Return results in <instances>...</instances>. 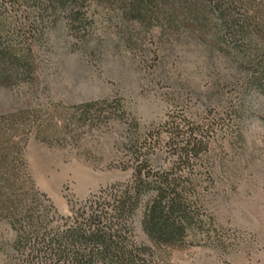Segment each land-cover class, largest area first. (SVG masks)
<instances>
[{
  "label": "rangeland",
  "instance_id": "rangeland-1",
  "mask_svg": "<svg viewBox=\"0 0 264 264\" xmlns=\"http://www.w3.org/2000/svg\"><path fill=\"white\" fill-rule=\"evenodd\" d=\"M113 8L90 5L76 29L63 19L48 25L31 41L32 80L0 86V116L24 112L11 134L24 144L21 156L35 187L62 216L130 178L123 161L131 119L141 135L171 114L210 121L222 114L241 79L195 32L154 19L138 22ZM102 99L119 101L123 117L117 112L80 127L74 138L61 132L44 142L36 136L41 123L66 124L72 105ZM214 123L210 164L200 168L210 172L203 184L208 230L190 232L178 244L157 245L143 232L140 216L134 220V241L149 247L155 264H264V96L251 91L240 120ZM152 162L162 167L167 158L158 152ZM13 239L9 225L0 222V264H17Z\"/></svg>",
  "mask_w": 264,
  "mask_h": 264
},
{
  "label": "trees",
  "instance_id": "trees-1",
  "mask_svg": "<svg viewBox=\"0 0 264 264\" xmlns=\"http://www.w3.org/2000/svg\"><path fill=\"white\" fill-rule=\"evenodd\" d=\"M102 4L138 22L154 19L160 26L195 32L241 79L234 82L222 114L210 121L194 123L171 114L141 135L131 119L123 161L130 178L99 190L66 216L35 187L21 156L24 144L13 139L14 124L24 112L0 116V222L14 232L17 264H155L149 247L134 241L136 216L157 245L178 244L188 233L205 229L210 219L203 215V184L210 172L200 168L210 164L214 122L240 120L251 91L264 96V0H0V86L32 80L31 41L48 25L63 19L76 29L90 5ZM117 112L123 117L119 101L81 102L69 108L66 124L44 122L35 134L44 142L61 132L74 138L80 127ZM158 152L165 154V166L153 165Z\"/></svg>",
  "mask_w": 264,
  "mask_h": 264
}]
</instances>
